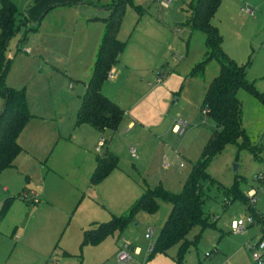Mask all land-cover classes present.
Listing matches in <instances>:
<instances>
[{"label":"rangeland","instance_id":"374dc122","mask_svg":"<svg viewBox=\"0 0 264 264\" xmlns=\"http://www.w3.org/2000/svg\"><path fill=\"white\" fill-rule=\"evenodd\" d=\"M10 1L17 7V19L24 22L26 11L37 0ZM116 1L54 4L44 14L40 31L38 24L37 29L21 24L8 44L5 55L11 64L7 75L26 90L33 121L20 136L23 150L16 168L0 179L1 189L7 184L17 189L13 197L0 189V264H121V252L131 255L127 264H259L252 254L253 248L264 243V106L245 91L239 93L245 137L228 144L208 163L209 178L202 182L203 210L212 225L202 231L182 262L180 245L166 253L154 249L173 208L161 199L155 212L139 210L123 229L101 243H85L86 230L128 217L143 193L161 188L181 194L216 129L205 111L204 97L220 75L221 64L217 58L209 59L212 52L206 35L191 24L197 0H171L168 8L163 0H123L118 39L124 51L116 64L119 80L108 79L105 85L112 100L135 104L136 116L126 113L116 131L102 134L108 141L103 150L98 142L95 147L82 127L78 131L81 141H75V152L86 149L95 157L109 153L117 158L118 167L91 187L86 166L60 164L57 156L66 146L60 137L73 136L80 105L64 91L79 93L81 83L75 74L84 72L79 73L89 65L95 43L103 38L105 25L98 16L110 13L99 11ZM211 22L223 38L225 54L239 66L248 65V81L264 93V0H222ZM34 44L37 51L45 44L57 47L59 61L53 63L60 77L53 81L44 77L45 63L31 47ZM78 47L85 60L76 55ZM28 75L34 80L29 83V95L24 83ZM2 103L0 97V110ZM53 111L63 115L62 122L52 118ZM131 121L136 127L128 129ZM181 121L187 128L177 134L173 127ZM46 147L49 152L44 151ZM54 148L57 152H52ZM52 153L54 162L50 163ZM43 181L50 202L30 194L31 190L41 194ZM233 187L244 199L227 193ZM252 190L256 191L254 204L248 197ZM234 222L243 223L246 232H234ZM200 232L195 228L188 238L194 240ZM137 249L140 256L134 255ZM261 255L264 264V251Z\"/></svg>","mask_w":264,"mask_h":264},{"label":"trees","instance_id":"16d2710c","mask_svg":"<svg viewBox=\"0 0 264 264\" xmlns=\"http://www.w3.org/2000/svg\"><path fill=\"white\" fill-rule=\"evenodd\" d=\"M221 3L222 0H197L191 19L193 29L206 35V45L212 52L209 59L217 58L221 64L220 75L212 81L204 97L205 111L214 119L216 129L205 147L202 161L194 165L192 175L181 194L174 195L161 188L143 193L131 208L128 217L114 218L109 223L86 230V244H99L116 230L123 229L131 216L139 210L155 212L159 199L170 202L173 208L154 249L166 253L171 247L180 245L179 260L182 262L185 252L200 240L202 231L212 225L203 210L202 182L209 178L208 163L228 144H234L245 137L241 125L239 93L247 92L264 106V93L258 92L254 84L248 81V65H237L222 49L223 38L219 29L211 22ZM109 9L110 16L102 19L105 24L104 35L77 115V124H88L99 131H116L124 118L123 110L102 93L103 85L124 51V44L118 39L125 11L124 1L117 0ZM22 22L17 19L15 4L10 0H3L0 7V97L4 100L0 114V175L15 167V161L23 150L19 137L32 118L25 91L10 88L6 80L11 59H7L5 53ZM117 167L118 160L115 156L107 153L100 157L90 186L100 184ZM226 191L244 199L236 187ZM195 228H200L201 232L194 240H190L188 237Z\"/></svg>","mask_w":264,"mask_h":264},{"label":"crops","instance_id":"0c3cea01","mask_svg":"<svg viewBox=\"0 0 264 264\" xmlns=\"http://www.w3.org/2000/svg\"><path fill=\"white\" fill-rule=\"evenodd\" d=\"M66 0H40V1H36L35 2V4L32 6V7H30L27 11H26V15L23 17V20H24V22H22V25H26L27 27H30V29H31V27L32 28H36V24H38V25H40V28H39V31H40V29H42V24H43V18L45 17V13L46 12H48V11H50L52 8H54L55 7V5L54 4H59V3H62V2H65ZM73 4H75V3H73ZM110 8V7H109ZM105 9V10H103V11H99V12H104V11H110V9ZM50 9V10H49ZM243 10V9H242ZM254 11L253 10H251L250 11V13L252 14ZM105 17H102V16H98V18L99 19H106V18H108L109 16H110V13H109V15L108 16H106V15H104ZM19 20H22V18H20ZM105 25V24H104ZM37 29V28H36ZM35 29V30H36ZM104 31H105V27H104V30H102V32L104 33ZM103 33H99L100 34V36H101V38H102V34ZM100 42H102V40L100 41ZM28 44H29V42H28ZM84 44H86L87 45V43L84 41ZM99 44H101V43H99V41H97V43H95V49H94V51H93V54H92V59L91 60H89V65H87V67L86 66H84V68H82L81 70H80V72L79 73H81V71H84L83 73H81V74H79L80 76H76V74H75V80L76 81H80V86H79V88L77 89V92H79V93H75L74 95L73 94H71L70 92H66V91H64L65 93H66V95H67V97H71V98H74L75 100L76 99H78V101L80 102V105H78V107L76 108V113H75V116H76V131H75V129H74V133H73V136L71 137V139H65V137H63V136H61L60 137V142H64V143H66V146H62V148H61V150H60V152L58 153V156H57V158H59L60 160H61V162H60V164L61 165H64L65 167H67V163H68V165L70 166L71 165V167L72 168H75V166H81V165H83L84 167L86 166V171H85V174H87L86 176H88V178H89V180H91V177H92V175H93V173H94V171H95V169H96V167H97V161H98V159L100 158L99 156H97V157H95L93 154H91V153H89V152H87L86 151V149H82L80 152H75V147H77V145L75 144V141H81V136L82 135H80L79 133H78V131H79V129L82 127L83 129H84V131L85 132H87V134L88 135H91V138L93 139V142L95 143V147H96V145H97V142H98V147H100L101 148V150H103L106 146H107V144H108V141L106 140V139H104L103 137H102V134H104V133H106L107 131H109V130H106V131H99V130H97V129H95V128H93L92 126H90V125H88V124H82V125H79V124H77V115H78V111H79V109H80V106H81V101H82V97H83V95L85 94V92H86V89H87V85H88V82L90 81V79H91V76H92V73H93V69H94V65H95V61H96V57H97V52H96V50H98L99 49V47H100V45ZM49 45V44H48ZM48 45H44V46H42V49H39L38 51L35 49V44L32 46L31 45V47L32 48H34L35 49V51H36V54H38V59L40 60V62H42V64L43 63H45V74H44V77L46 78H50V80L51 81H53V79L56 77H60V74H58L59 73V71H60V69H58V67H56L55 65H54V63L53 62H57V61H59V59H58V57H56V54H57V51H56V48L57 47H50V45H49V48H48ZM80 45H81V42H80ZM30 46L29 47H25L26 48V50H25V52H27V53H29L30 52V48H31ZM98 48V49H97ZM54 50V51H53ZM84 52H83V49L82 48H80V47H78L77 49H76V55L79 57V59L80 60H82V59H84V58H82L81 56H82V54H83ZM121 57V56H120ZM35 60V59H34ZM85 60V59H84ZM33 62V61H32ZM117 67H118V65L117 66H115L114 68H113V70H112V72H111V75H110V77H109V80H111V81H115V82H117L118 80H119V77H118V70H117ZM36 72V71H35ZM55 78V79H56ZM33 78H32V76L31 75H28V76H26V80L24 81V83L26 84V89L28 90V95H29V92H30V89H29V83L31 82V81H34V80H32ZM7 84H8V86L10 87V88H13V89H15V88H18L17 87V85H16V83H13L14 81H13V78L10 76V74L9 75H7ZM110 82V81H109ZM24 83H21V84H24ZM106 84V83H105ZM103 85V87H102V93L105 95V96H107L109 99H111L109 96H111V93H110V91H109V89L108 88H106V85ZM21 86L22 85H20V88H21ZM16 90H21V89H16ZM61 90V89H60ZM108 92V93H107ZM25 93H26V90H25ZM26 97H27V93H26ZM112 100V99H111ZM122 99H120V100H118V99H113L112 101L113 102H115L122 110H123V112H124V115H126V113H131V114H133V110H135V108H136V106H135V104H130V105H123L120 101H121ZM27 103H28V98H27ZM1 106V105H0ZM3 107H4V100H3V103H2V109L0 110V114H1V112H2V110H3ZM28 107H29V105H28ZM127 109L128 111H125L124 109ZM30 109V108H29ZM134 115V114H133ZM58 116H60V117H58ZM63 115H61V114H58V112H56V111H53V113H52V118H55L57 121H60V122H62L63 121V119H64V117H62ZM134 116H136V115H134ZM60 118V119H59ZM75 119V118H74ZM46 120V119H45ZM33 121V118H31V120H30V122L28 123V125L31 123ZM136 124H135V122L134 121H131L129 124H128V129H132V128H135L136 126H135ZM177 125V124H176ZM176 125H174V127H173V131H174V128H175V126ZM87 127V128H86ZM89 127V128H88ZM90 129H92V130H90ZM175 132V131H174ZM22 135V134H21ZM20 135V136H21ZM20 138L21 137H19V144L21 145V147H22V144H21V142H20ZM104 141V145L103 146H101V143ZM59 142V143H60ZM61 143V144H64V143ZM65 145V144H64ZM97 147V148H98ZM23 149V148H22ZM99 149V148H98ZM44 151L45 152H49V148L48 147H46L45 149H44ZM83 151V152H82ZM52 152H57V151H55V148L52 150ZM107 154V153H106ZM49 158H48V160L49 159H51L52 160V162H51V160H50V163H53L54 162V153H52V155H49L48 156ZM18 158V157H17ZM75 158L76 159H78V161H75ZM16 161H17V159H16ZM16 161H15V164H16ZM76 164V165H75ZM16 168V165H15V167L14 168H10V169H7V170H5L1 175H0V179L2 178V177H6V173H7V171H10V170H14ZM113 172V171H112ZM8 175V174H7ZM5 182V181H4ZM3 182V183H4ZM44 187H45V181H43V183L41 184V188H40V190H42L41 191V194L38 192H34L33 190H31L30 191V194H33L35 197L36 196H42L43 197V199L44 200H47L48 202H50L49 201V199L48 198H46V195H45V193H44ZM1 189V188H0ZM2 190V192L4 193V195H6V196H11V197H13V195L12 194H14L15 192H17L16 190V187H11V185L10 184H7V186H5V187H3V189H1ZM26 192H28V191H26ZM26 196H28V194H24V197H26ZM9 198V197H8ZM134 255L135 256H140V255H136L135 254V252H134ZM119 260V259H118ZM120 262V261H119ZM128 263V262H127ZM127 263H125V264H127ZM122 264V263H121Z\"/></svg>","mask_w":264,"mask_h":264},{"label":"built area","instance_id":"2783aa9c","mask_svg":"<svg viewBox=\"0 0 264 264\" xmlns=\"http://www.w3.org/2000/svg\"><path fill=\"white\" fill-rule=\"evenodd\" d=\"M171 3V0H163L162 1V5L165 7V8H168L169 5ZM187 128V124L184 123V122H179L175 128H174V131L177 133V134H183L185 129ZM104 145V141L101 143V146ZM134 152V151H133ZM133 156H135V154L133 153ZM255 196H256V191L255 190H252L248 193V197L250 199V202L252 204L255 203ZM255 222L254 218H251V224H253ZM232 229L234 232L236 233H244L246 232V228L244 226L243 223H238V222H234L233 225H232ZM153 251V250H152ZM264 251V243H260L258 246H256L255 248H253V258L254 260H256L259 264H263L262 262V257L263 255H261V252ZM135 254L136 255H139L140 254V249H137L135 251ZM120 263L122 264H125L127 262H129L132 257L129 253H125V252H121L119 254V257H118Z\"/></svg>","mask_w":264,"mask_h":264},{"label":"water","instance_id":"95a60500","mask_svg":"<svg viewBox=\"0 0 264 264\" xmlns=\"http://www.w3.org/2000/svg\"><path fill=\"white\" fill-rule=\"evenodd\" d=\"M235 171H237V167L235 168Z\"/></svg>","mask_w":264,"mask_h":264}]
</instances>
